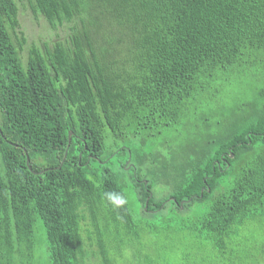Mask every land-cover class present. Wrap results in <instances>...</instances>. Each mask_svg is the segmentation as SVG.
<instances>
[{
    "label": "trees",
    "instance_id": "1",
    "mask_svg": "<svg viewBox=\"0 0 264 264\" xmlns=\"http://www.w3.org/2000/svg\"><path fill=\"white\" fill-rule=\"evenodd\" d=\"M28 4L66 28L23 59L0 0V264L37 221L50 264H264V0Z\"/></svg>",
    "mask_w": 264,
    "mask_h": 264
},
{
    "label": "rangeland",
    "instance_id": "2",
    "mask_svg": "<svg viewBox=\"0 0 264 264\" xmlns=\"http://www.w3.org/2000/svg\"><path fill=\"white\" fill-rule=\"evenodd\" d=\"M18 4V20L19 25L26 41L20 50L23 59L26 58L29 47L34 44H40L43 41L52 42L55 39L62 38L65 33L66 27H59L54 29L48 21L40 13H35L28 4V0H16ZM135 202L131 199V204ZM243 234L246 235L251 241L256 243L264 242V227L256 223L249 224L244 230ZM164 238L163 235L160 236ZM176 240L172 238L170 243ZM190 247L187 245L179 246V250H188ZM21 252L18 256L20 264H50L47 251V239L44 227L40 221H37L34 227L32 239L21 246ZM167 255V253H166ZM174 256V255H173ZM171 256V258H173ZM248 264H253V260H244ZM84 264H99V261L94 258H86Z\"/></svg>",
    "mask_w": 264,
    "mask_h": 264
},
{
    "label": "water",
    "instance_id": "3",
    "mask_svg": "<svg viewBox=\"0 0 264 264\" xmlns=\"http://www.w3.org/2000/svg\"><path fill=\"white\" fill-rule=\"evenodd\" d=\"M0 132H1V130H0ZM72 133H73V132H72L71 130L68 131V142H67V146H66V149H65L64 155H63V157H62L60 163L57 165V168L60 167V165L63 163V161H64V159H65L66 152H67V147H68V145H69V142H70V139H71V135H72ZM24 151H25V155H26V164H27L28 168H29L31 171H33V169H32L31 166H30V163H29V156H28V154H27V152H26L25 149H24ZM231 156H232V154H231ZM150 195H151V193L149 194V196H150ZM146 205H147V201L145 202V206H146ZM180 207L182 208V206H180Z\"/></svg>",
    "mask_w": 264,
    "mask_h": 264
},
{
    "label": "clouds",
    "instance_id": "4",
    "mask_svg": "<svg viewBox=\"0 0 264 264\" xmlns=\"http://www.w3.org/2000/svg\"><path fill=\"white\" fill-rule=\"evenodd\" d=\"M123 201H117V203H122Z\"/></svg>",
    "mask_w": 264,
    "mask_h": 264
}]
</instances>
